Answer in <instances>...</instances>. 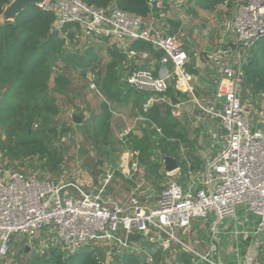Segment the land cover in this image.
<instances>
[{
    "label": "built area",
    "instance_id": "1",
    "mask_svg": "<svg viewBox=\"0 0 264 264\" xmlns=\"http://www.w3.org/2000/svg\"><path fill=\"white\" fill-rule=\"evenodd\" d=\"M166 2L148 0V6L153 10ZM232 3L235 6L232 40L226 49L211 57L217 68V89L211 106L203 104L195 79L187 69L190 57L182 37L164 36L147 25L144 17L120 9L115 2L95 7L83 0H47L40 6L54 16L51 34L67 38L74 32L76 40L143 42L161 52L162 63L173 66L170 74L161 78L148 69H135L127 75L126 85L137 93L150 94L147 111L160 103L169 107L175 120H195L196 128L210 122L206 135L195 139V144L205 152V170L201 174L192 170L190 162L182 161V167L179 163L176 171L179 181L171 182L153 206L141 205L137 197L140 187L118 204L99 192L75 197L54 182L20 170L0 174V264L10 256L15 235L26 236L36 246L41 243L42 248L54 236L65 258L78 256L100 243L117 242L116 254L148 260L147 245L160 242L165 250L172 244L181 246L185 253L195 257L194 264H224L218 259L223 252L220 239L226 233L224 224L232 219L236 227L241 225L244 221L239 218L240 210L247 217L246 224L253 218L257 220L254 232L262 239L256 240L255 248L264 254V130L255 129L242 94L247 82L244 63L264 39V0H232ZM174 76L179 78L177 86L186 94V100L174 101L167 95ZM90 88L108 104L97 84H91ZM190 106L196 108L193 114ZM143 121L150 122L139 116L135 125ZM213 122L217 125L213 126ZM134 130V124L127 126L124 136H130ZM157 131L162 134L160 129ZM180 152L184 154L183 147ZM138 156L139 152L126 153L130 162L124 175L132 182L141 167ZM203 222L209 227L206 254L187 245L180 236V233L191 235L195 232L194 224ZM252 233L250 226L232 232L236 237ZM98 257L96 254L98 264H105ZM246 262L255 264L257 259L248 253Z\"/></svg>",
    "mask_w": 264,
    "mask_h": 264
},
{
    "label": "rangeland",
    "instance_id": "2",
    "mask_svg": "<svg viewBox=\"0 0 264 264\" xmlns=\"http://www.w3.org/2000/svg\"><path fill=\"white\" fill-rule=\"evenodd\" d=\"M113 2H115V0L111 1V3ZM62 38L72 45L77 44L80 46V40H76L73 33H70L67 38H64L63 36ZM256 49V66L261 70V77L264 78V39L254 50ZM77 50V46L64 47L61 54L55 55L51 61L53 71L52 79L53 81L55 80L54 84L56 85L57 80L65 78V74L70 78V85L66 87L69 92L76 89L79 90V92H82L88 84V80L87 82L81 80L78 74H75L73 69L70 71L66 70L65 68L68 66L63 63L67 58L77 56ZM95 52L99 58V71L103 74V78L97 80L99 82L98 88L104 98L110 101L111 98L109 96L112 92L121 94L127 89L125 88L122 79H120L122 80L121 83L118 82L117 79L113 80L110 73L106 75L107 66L110 64L109 62L111 60L107 57V48L103 46L102 50H97ZM209 68L210 67H207L206 72L208 76H211L208 72ZM243 70L247 82L242 88V94L244 95L248 110L250 111V119L252 120L255 129L264 130V90L258 89L262 90L258 91L253 88V85L255 86L252 73L253 56L244 63ZM204 74L206 73H203V75ZM207 84L205 83L206 86H208ZM52 85L53 83H50L49 85L51 91L55 90V86ZM211 88L214 89V86H211ZM3 91L4 90L0 91V98ZM134 93H130V95L132 97H137L136 93ZM148 98H151L150 94L141 95L139 103L136 106V109L139 111L138 113H134L135 106H127L123 105V103L113 104L112 111L115 112V116L113 117L112 127L115 135L114 139H110L108 142L94 137L89 122L86 123L85 126H79L78 124H74L65 112L62 113L56 104H51L49 101L38 102V105H41L44 109V115L40 120L34 119V122L36 121L35 124L38 125V129L33 130L37 134L48 132L45 134L43 142L44 145L48 146L49 152L52 153V156H50L49 153L44 155L38 152L35 153L33 149H21L16 147V144L20 142L26 134V122H28L29 113L31 111L29 106H24L22 108L24 114L22 115L23 122L20 124L21 126L14 125L11 127L8 125H0V174L20 170L25 174L54 182L60 185L66 193L75 197H80L83 194L96 191L104 197L114 201L123 200L126 196L130 197L135 188L140 187L141 192H144L145 196H147V199L144 203H141V205L153 206L158 196L171 182L179 181L178 174L168 173L165 167L166 159L171 158L176 160L180 163L181 167L183 166L182 161L184 164L188 161L192 166L197 165V170L202 171L203 169L201 172V174H203L205 170V152L201 147L195 144L193 138L196 139L200 135H206L205 131L206 129L209 130L208 124L210 122L203 127L200 126L199 128H196V126H193V129H189L182 124L181 120H178L182 125L176 127V133L172 136V139L174 140L171 142L167 140V142L164 143V133H162V136L161 134L156 133L155 130L153 131V127L149 125L142 126L143 122L147 124L145 121L135 125V118H138L140 115L142 117L146 115L144 104H146ZM91 102L92 104L93 102L96 104V107L93 105V108L95 109L99 104L105 103L104 99L97 94H95V99H91ZM164 109H166L170 118L174 120V118L171 117L169 107L165 106ZM194 114L198 115L196 112ZM84 118L88 119V115L84 116ZM172 123L175 124L174 122ZM213 123V126L217 125V122ZM131 124H134L137 128L136 135L133 140H131L133 144L128 141L124 143L121 138H126L124 136L125 128ZM120 130L123 132H119ZM136 140L137 142H135ZM141 142L146 145L153 158L149 165H143L140 155L138 156L141 167L135 181L132 182L127 180L124 173L120 171L123 163L122 158L124 157L125 161L128 160L126 157L128 151H135L140 154V151L136 149V145ZM181 147L184 149L183 156L180 152ZM120 175H122V178L119 177ZM113 177V180H115L114 186L104 189L106 183L105 180L112 179ZM144 194L141 195L139 193L137 196L138 199H141ZM26 238V236L22 235H15L12 238V250L10 256L3 264H30L31 262H34L37 257H40L41 260L44 261L49 258L50 253L54 250H56V257L64 255L62 251L58 250L59 245L54 236L45 241L43 248L41 243L36 246L30 244ZM182 239L187 241L188 237L182 236ZM203 240L204 238L201 237L200 241ZM208 241L206 240L207 243H209ZM186 244L191 246L188 241ZM157 246H159L157 243H152V246H149V244L147 245V248L149 249L147 252L150 255L149 259L153 256H157L152 255L153 252L157 250L154 249ZM173 246V249H175L176 252L171 251V254L169 253L170 256L168 257H156L157 259L155 258L156 260L153 263L150 260L147 262L145 258H139L143 262L142 264H194L193 260L196 261V259L192 254L185 253L183 248L179 245L173 244ZM27 248H30L29 252H26ZM88 253H92L95 257L97 254L100 256L98 258H100L105 264H117V258L115 256L116 249H114L112 242L100 243L98 246L96 245V247L87 248L81 253V255H87ZM65 259L68 258L66 257ZM172 261L176 262L172 263Z\"/></svg>",
    "mask_w": 264,
    "mask_h": 264
},
{
    "label": "crops",
    "instance_id": "3",
    "mask_svg": "<svg viewBox=\"0 0 264 264\" xmlns=\"http://www.w3.org/2000/svg\"><path fill=\"white\" fill-rule=\"evenodd\" d=\"M226 1L228 0H224V2L222 3L212 4L210 3L209 0H167V2L164 4L163 7L155 6L154 9L151 11V13L147 17H144V20L147 23V25L153 26L164 36L177 35L184 39L185 47L190 57L187 69L195 79V83H194L195 87L197 89L199 97L202 98V102L205 106L212 105L215 98V92L217 89L216 78H215L217 75V68L211 63V57L215 55L219 50L226 49L232 40L231 23L235 16V6L232 3V0H229L230 1L229 5L226 4ZM74 35L76 36V34ZM80 42H81L80 46H78L77 44L72 45L71 43L66 41L64 47L77 46L78 52L76 53V55L82 57L81 59L82 63L79 65H75L73 67H67L65 69L68 71L73 69L75 71V74H78L81 80H84L85 82H87L88 80V84L86 88H84V91L82 92H79V90L77 89L72 92H69L67 88L66 90L60 91L59 88L54 84L55 80L53 81V79H51L50 83H53L52 86H55V90L51 91L49 89L48 97H53L55 99V104L58 107V109L61 110L62 113L65 112L66 115L69 118H71L72 122H73V116L78 115L83 118V124H78V125L85 126L86 123L89 122L90 128H91V120L94 117H97L102 114V109H103L102 107L104 104H106L111 113L109 120V129H110L109 139H114L115 134L112 127V121H113V117L115 116V112L112 111L113 104L123 103V105H127V106L131 105L133 107L135 106L134 113L139 112L136 109V106L138 105L139 99L141 98L142 94L137 93L136 91L131 90L127 87L126 85L127 75L132 70L143 68L152 71L156 76L162 78L173 71V66L164 65L161 59L162 53L158 52L152 46L143 42L128 44V42L125 41L120 42L117 40H110V39H102V40L84 39V40H80ZM103 46L107 48V54H108L107 57L111 59L109 62L110 64H108L109 68L107 66L106 75L110 73L113 77V80L117 79V81L121 83L123 80V83L125 84V88L127 90L123 91L121 94L117 93V95H114L115 98L112 97L110 101L107 100L108 104L106 102L103 104L101 103L95 109L93 107L96 104H94V102L92 104L91 99H95L96 93L91 90L90 86L93 83L99 86V82L97 80L99 78H103V74L100 73L101 71H99V66H98L99 58L95 52L97 50H102ZM256 51L257 49L253 51L250 58L252 56L254 58ZM207 67H210L208 69V72L210 73L212 78L211 76L207 75L206 72ZM203 73L206 74L203 75ZM64 77L70 80V78H68L65 74ZM204 80H208V81H204ZM170 83L171 86L169 88L167 95L171 97L174 101H177L179 98L182 100H186L187 99L186 94L181 92L180 88L177 86V84L179 83V78L177 76H174L173 80ZM205 83L206 84L212 83V84H207L208 86H206ZM211 86H214V89H212ZM132 91L136 93L137 97H132L130 95V93H134ZM111 94H116V93L112 92ZM150 100L151 99L148 98L146 104H144V110L146 111V115L143 116L144 118L149 119L150 122H146L147 124L143 122V124L142 123L141 124L142 126L149 125L153 127L152 128L153 131L155 130L157 133L158 132L157 129L159 128H157V126L151 121L150 118V110L153 107H150L148 111L145 108L146 105L149 104ZM156 106L159 107L161 111L167 112L166 109H164L166 106L165 104L157 103ZM190 110H191V114H193V112L196 111V108L190 106ZM86 115H88V119L84 118V116ZM169 119L170 121L176 124V127L183 124L184 126H187L189 129H193V126L195 124V120L191 118L182 119L181 120L182 124H180L181 122H179L178 120L175 119L172 120L170 117ZM134 120H136V118ZM136 130L137 128L135 127L134 133H132L130 137L128 136L126 138H121L122 136L121 135L120 136L121 140H123L124 143H126L127 141L131 142V140H133L134 136L136 135ZM119 132L122 133L123 131L120 130ZM161 133L163 132L161 131ZM193 139L195 140V138ZM167 140L171 142L174 139L170 138ZM135 142H137V140ZM122 161L123 163L121 165L120 171L124 173L129 170L130 161L129 160L125 161L124 157L122 158ZM177 165L179 167V162H177ZM192 170L199 173L203 171V169L202 171L197 170V165H193ZM176 171L177 170L168 173L176 174ZM119 177L122 178V175H120ZM113 179L114 177L112 179L105 180L106 183L104 185V189L114 186L115 180ZM140 189L141 188H139L138 190V194L139 193L141 195L144 194V192H141ZM128 197L126 196L123 200H117V201L112 200V201L121 204L124 201H126ZM146 199L147 196H145L144 194V196H142V198L139 200L141 203H144ZM239 212L241 214L239 218L242 220V222L243 221L244 222L238 227L235 226L232 219L225 221L224 226L226 227L225 228L226 233L220 239L223 252L219 255L218 259L221 260L224 264H248L246 262V256L248 253H250L254 255L255 258L257 259V262H255V264H264V254H262L260 250L255 248L256 240L262 239V236L256 235L254 232V230H256V227L258 225L257 220L253 218V221L250 220V222L246 224L245 219H247V217H244L243 216L244 214L242 215L243 213L242 210H240ZM194 225H195L194 226L195 232L191 233V235L188 234L187 241L191 244L190 247L194 248L195 250H197L202 254H206L209 250L208 243L205 242L207 240V238L205 237L207 235V231L209 228L208 224L203 222L200 224L195 223ZM249 226L253 227V233L251 235L236 237L232 234L235 228L246 229L249 228ZM180 236L182 237L183 234L180 233ZM201 237L204 238L203 241H200ZM136 239L138 238H135V240ZM112 244L114 249H116L117 242L115 243L113 242ZM149 246H152V244H149ZM160 248H162V245L159 242V246L154 248L155 250L156 249L157 250L154 251L152 255H157L156 256L157 258H162V256L163 257L170 256L171 251L176 252V250L173 249L174 248L173 244L169 248V250H165L164 248L160 249ZM115 255L118 254L115 253ZM156 257L155 256L151 257V259H148L147 262H149V260L152 263L155 262V260L157 259ZM174 262L176 261H172V263Z\"/></svg>",
    "mask_w": 264,
    "mask_h": 264
},
{
    "label": "trees",
    "instance_id": "4",
    "mask_svg": "<svg viewBox=\"0 0 264 264\" xmlns=\"http://www.w3.org/2000/svg\"><path fill=\"white\" fill-rule=\"evenodd\" d=\"M11 1L0 0V14ZM83 1L90 6L107 7L112 0ZM209 1L212 4L224 2V0ZM115 3L120 9L142 17H147L152 11L148 6V0H115ZM53 21L54 18L51 13L34 6L21 14L15 23L0 26V91L4 90L0 98V125L21 126L20 124L23 122L22 115L24 114L22 108L26 105L29 106L31 111L28 122H26V134L16 144V147L33 149L35 153L38 152L44 155L49 153L50 156H52V153L49 152L48 146L44 145L43 142L45 134L48 132L37 134L33 129L37 125L34 119L40 120L44 115V109L41 105H38V102L49 101V103L55 104V99L48 97L49 84L53 74L51 61L55 55L61 54L66 41L61 34H51L50 29ZM256 54L257 51L253 58L252 73L253 82L255 81L253 88L264 90V78L261 77L262 72L256 66ZM81 59V56H75L67 58L63 62L68 67H73L81 64ZM56 82V86L60 91L66 90V87L70 85V81L66 78L59 79ZM114 95H117V93L111 94L109 97L115 98ZM102 108V114L91 120V130L94 137L108 142L110 140L109 120L111 113L106 104ZM169 117L168 112L161 111L156 105L150 110L151 121L165 135L164 143L176 133V124H173ZM136 149L140 151L142 164L149 165L153 156L146 145L143 142L138 143ZM55 251L50 253L47 260L43 261L40 257H37L30 264H98L97 258L92 253L79 254L65 259L64 256L56 257ZM115 256L117 264L143 263L136 255L118 254Z\"/></svg>",
    "mask_w": 264,
    "mask_h": 264
},
{
    "label": "water",
    "instance_id": "5",
    "mask_svg": "<svg viewBox=\"0 0 264 264\" xmlns=\"http://www.w3.org/2000/svg\"><path fill=\"white\" fill-rule=\"evenodd\" d=\"M47 0H12L10 4L5 6L3 12L0 14V26H6L9 23H15L17 18L23 14L30 7H40ZM75 124H83V118L75 115L73 116ZM165 167L168 172L177 170L178 165L174 159L168 158L165 160ZM27 248L26 252H29Z\"/></svg>",
    "mask_w": 264,
    "mask_h": 264
}]
</instances>
